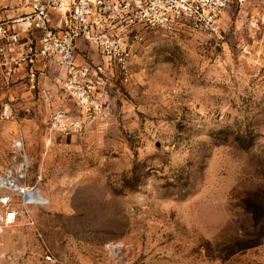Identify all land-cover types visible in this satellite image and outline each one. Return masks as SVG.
<instances>
[{
	"label": "rangeland",
	"instance_id": "obj_1",
	"mask_svg": "<svg viewBox=\"0 0 264 264\" xmlns=\"http://www.w3.org/2000/svg\"><path fill=\"white\" fill-rule=\"evenodd\" d=\"M27 9L0 0V16ZM222 29L143 32L129 75L91 76L82 135L49 133L61 83L43 81L49 105L0 71V176L43 198L0 185V264H264V0Z\"/></svg>",
	"mask_w": 264,
	"mask_h": 264
},
{
	"label": "built area",
	"instance_id": "obj_2",
	"mask_svg": "<svg viewBox=\"0 0 264 264\" xmlns=\"http://www.w3.org/2000/svg\"><path fill=\"white\" fill-rule=\"evenodd\" d=\"M245 1L25 0L27 11L0 16V71L7 84L26 83L33 91H41L49 105L53 104L54 91L43 81L61 83L63 101L51 112L49 133L82 135L87 120L79 110L98 105L91 76L104 75L109 69L129 75L136 54L134 45L144 39L143 32H197L217 37L223 30V14ZM80 43L102 58L96 68L91 65L92 59L81 57ZM3 113L11 114L9 105ZM14 183L27 206L42 203L34 195L40 192L37 187ZM17 218L18 213L12 209L5 216L7 224ZM46 257L53 260L52 255Z\"/></svg>",
	"mask_w": 264,
	"mask_h": 264
},
{
	"label": "bare ground",
	"instance_id": "obj_3",
	"mask_svg": "<svg viewBox=\"0 0 264 264\" xmlns=\"http://www.w3.org/2000/svg\"><path fill=\"white\" fill-rule=\"evenodd\" d=\"M0 185L8 187V188H12V189H16V183H14L13 180H10L8 178H2V180H0ZM14 184V185H13ZM34 195L36 196V198L43 203V198L37 193L35 192Z\"/></svg>",
	"mask_w": 264,
	"mask_h": 264
},
{
	"label": "crops",
	"instance_id": "obj_4",
	"mask_svg": "<svg viewBox=\"0 0 264 264\" xmlns=\"http://www.w3.org/2000/svg\"><path fill=\"white\" fill-rule=\"evenodd\" d=\"M79 51H80V54H81V57L83 58V60H88V59H92V57H91V54L93 53V52H95V51H93V52H89L88 50H87V48L84 46V44L83 43H80V49H79Z\"/></svg>",
	"mask_w": 264,
	"mask_h": 264
}]
</instances>
